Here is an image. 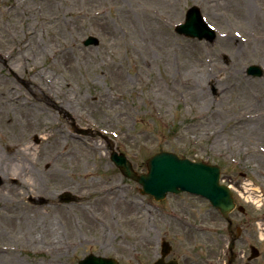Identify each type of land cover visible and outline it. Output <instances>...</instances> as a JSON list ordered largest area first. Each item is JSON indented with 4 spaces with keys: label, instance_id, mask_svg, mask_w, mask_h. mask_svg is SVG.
Listing matches in <instances>:
<instances>
[{
    "label": "rangeland",
    "instance_id": "obj_1",
    "mask_svg": "<svg viewBox=\"0 0 264 264\" xmlns=\"http://www.w3.org/2000/svg\"><path fill=\"white\" fill-rule=\"evenodd\" d=\"M19 1L0 0V167L8 171L0 174V264H78L89 253L153 264L163 238L183 264H227V223L209 201L144 195L112 161V148L139 173L162 150L219 165L246 207L232 212L243 229L235 264L248 263L251 245L260 250L252 262L264 264V73L248 72L264 67V0H24L31 30ZM193 7L213 39L176 29ZM50 15L60 23L47 25ZM31 32L45 44L25 65ZM91 35L98 44L85 45ZM43 70V81L63 91L72 82L69 96L58 97L74 106L40 88L34 78ZM63 191L80 200L60 201ZM177 210L194 228L171 216ZM51 239L65 245L60 261Z\"/></svg>",
    "mask_w": 264,
    "mask_h": 264
},
{
    "label": "water",
    "instance_id": "obj_2",
    "mask_svg": "<svg viewBox=\"0 0 264 264\" xmlns=\"http://www.w3.org/2000/svg\"><path fill=\"white\" fill-rule=\"evenodd\" d=\"M182 33L199 38L207 37L213 39L214 32L210 30L202 21L201 13L197 7L189 10L186 22L178 27ZM98 44V39L90 37L86 44ZM248 72L255 75H262V70L258 66H251ZM112 159L121 168L122 172L143 185L142 191L150 193L156 199H163L168 192L189 191L201 194L209 198L213 205L219 208L232 221L229 212L235 208L232 191L227 185L220 184L221 169L216 165H209L205 162H197L188 158H181L177 154L169 151H161L151 157L148 161V172L137 173L132 163L125 154L113 152ZM3 180L0 178V185ZM63 200L70 201L71 193H64ZM234 246V241L231 248ZM168 242L163 243L164 256L169 252ZM258 255V250L253 248V256ZM163 259V258H162ZM162 259L156 264H162ZM79 264H119L116 259L89 254L83 258Z\"/></svg>",
    "mask_w": 264,
    "mask_h": 264
},
{
    "label": "bare ground",
    "instance_id": "obj_3",
    "mask_svg": "<svg viewBox=\"0 0 264 264\" xmlns=\"http://www.w3.org/2000/svg\"><path fill=\"white\" fill-rule=\"evenodd\" d=\"M20 6H28V4L24 1V0H22V1H19V2H17V7H20ZM98 16L97 17H100V16H103L104 14H103V12L101 11V10H96L95 9V11H94ZM33 14H34V12H33V10H32V7L31 6H28V10H23L22 9V11H19V13H18V15L20 16V22L23 24V25H25L28 29L27 30H31V25H30V22L28 21L29 19H30V16L32 15L33 16ZM60 20V16L59 15H56V16H54V15H50V17H48L47 18V21L48 22H46L45 21V23L47 24V25H53V23H60V21H57V20ZM99 19V18H98ZM17 21H19L18 20V18H17ZM103 21H105V20H103ZM57 25H59L60 27H61V24H57ZM64 27H66V26H64ZM58 30H60V28L58 29ZM129 32V31H128ZM29 34V33H28ZM36 32H31V34H30V36L29 37H27V38H25L24 39V43H23V47H24V50L25 51H23L21 54H22V56H23V59L25 60V61H23L24 62V64L25 65H27L28 64V62L29 61H31V59H32V56L30 55V53H28L29 51H33V50H37L38 52H39V56H42V51H43V44H45L44 43V41L43 40H40L39 39V37H37L36 35ZM49 43L51 42V40L50 41H48ZM51 44H53L52 42H51ZM61 50L63 51V52H65V54H67L66 56H65V61H67L68 63H70L71 62V64H73V58L71 59L70 58V54H69V51H68V49H66V48H61ZM27 60V61H26ZM120 75V74H119ZM36 77L34 78V80H35V82L36 83H38V82H40L41 83V85L42 84H44V86H41L40 88L42 89V88H44V92L46 93V92H49V93H51V94H53L54 95V98H57V99H59L61 102H59V105L60 106H62L63 108H66V106L68 107V108H70V107H72V106H74L73 105V103H74V101H73V99L71 100V99H69L66 95H68V93H67V91H68V89H71V86H72V82L71 81H67V83H65V85L68 87V89H67V91H63V90H61L62 89V87H64L63 86V84L61 83H58V85H56V84H51V83H46V82H44L43 80L45 79V77H47V75L45 74V71L43 70V71H41V72H37V74L35 75ZM38 76L40 77V79H38ZM43 90V89H42ZM60 92L61 93H64V94H66V95H64L65 96V98L68 100V101H66V104H65V102H64V100L61 98V97H58V95L60 94ZM8 94H9V96H10V98L12 99V95L8 92ZM63 96V97H64ZM69 96V95H68ZM55 101V100H54ZM55 103L56 104H58L56 101H55ZM64 104L66 105V106H64ZM0 112L2 113L3 112V109H2V106H1V103H0ZM8 111L6 110V113H7ZM27 113H29V112H27ZM8 114V113H7ZM261 115V113H260V111H258V112H254V113H251V114H249V115H246L245 117L246 118H256V117H258V116H260ZM45 118L47 119L48 117L47 116H45ZM34 121V120H33ZM33 121H31V122H29L31 125H33L32 124V122ZM57 140H59V139H57ZM30 148H35L34 146H32V145H30L29 146ZM29 147H27V146H25L23 149H22V151L23 152H25V153H28L27 151L28 150H30V148ZM27 148H29V149H27ZM27 149V150H26ZM0 162H2V161H0ZM0 164H2V163H0ZM25 164L23 163H21L20 165H17V166H19V167H17L20 171H21V169H22V171L21 172H23L25 169H27L28 167H25L24 166ZM4 169L2 170V168L0 167V174H7V168H5V167H3ZM4 174V175H5ZM13 174H16L17 175V173H13ZM92 216V219H95V220H101L100 218H98V217H95V215H91ZM97 223V222H96ZM55 230H56V228H55ZM64 246L65 245H61V241L60 240H55V239H51V243H50V248L53 250V254H52V259H55V258H58L59 259V261H60V258H61V256H62V254H61V252L63 251V249H64ZM6 252H9V253H7L6 255H8V256H11V254L10 253H14L15 251H16V249L14 248V246L13 245H10V247H7L6 249ZM1 254H3L4 255V253H2L1 252ZM10 264H21V263H19V261H17L16 259L15 260H13V259H11V260H9L8 261ZM52 264H56V261H52ZM58 264H60V263H58Z\"/></svg>",
    "mask_w": 264,
    "mask_h": 264
},
{
    "label": "flooded vegetation",
    "instance_id": "obj_4",
    "mask_svg": "<svg viewBox=\"0 0 264 264\" xmlns=\"http://www.w3.org/2000/svg\"><path fill=\"white\" fill-rule=\"evenodd\" d=\"M179 223V222H178ZM180 225H183V224H181V223H179ZM235 229L236 228H238V226H235L234 227ZM227 233H228V235H229V237L231 238L232 237V233H230L228 230H227ZM173 253V252H172ZM172 253H171V255H168L167 257H166V261H169V260H171V259H177L178 261H179V259L180 258H178L176 255H172ZM180 262V261H179ZM181 264H183L182 262H181Z\"/></svg>",
    "mask_w": 264,
    "mask_h": 264
}]
</instances>
